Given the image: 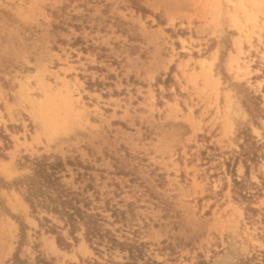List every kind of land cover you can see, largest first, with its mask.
I'll list each match as a JSON object with an SVG mask.
<instances>
[{
    "label": "rangeland",
    "instance_id": "1",
    "mask_svg": "<svg viewBox=\"0 0 264 264\" xmlns=\"http://www.w3.org/2000/svg\"><path fill=\"white\" fill-rule=\"evenodd\" d=\"M37 257L264 264V0H0V264Z\"/></svg>",
    "mask_w": 264,
    "mask_h": 264
},
{
    "label": "trees",
    "instance_id": "2",
    "mask_svg": "<svg viewBox=\"0 0 264 264\" xmlns=\"http://www.w3.org/2000/svg\"><path fill=\"white\" fill-rule=\"evenodd\" d=\"M248 137V136H247ZM248 138L245 140L247 141ZM54 170L57 166H63L62 163L50 165ZM249 171V168H247ZM47 177L45 178L46 182L52 189L58 192V196L55 201H57V205L53 207L56 213L61 215L66 219V225L70 227V232L72 235H75V230L79 229L80 226L85 228V237L91 245H101L105 242L107 235L110 233L109 230L103 229V223L106 222L104 217L100 213L92 214L89 212L92 207V201L88 197H84L78 192H74L71 190L64 189L62 184L59 182L58 178L48 176V171H44ZM238 183L237 181H235ZM32 209H35L34 202L32 200H28ZM115 217H118V212H112ZM48 220V219H46ZM50 232L57 235V243L61 247H65L68 243L65 239L58 235L57 231L53 227H49ZM110 236V235H109ZM111 246H117L122 248L123 243L119 242L115 237H108ZM135 248L129 249L131 257H135ZM39 264H53L51 261L46 258L37 257ZM20 261L18 255H16V262ZM199 264H207V263H199Z\"/></svg>",
    "mask_w": 264,
    "mask_h": 264
}]
</instances>
